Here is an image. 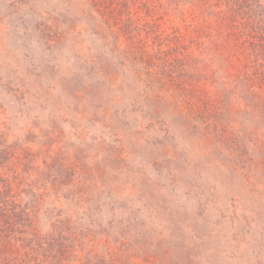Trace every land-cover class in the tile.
<instances>
[{
    "label": "rangeland",
    "instance_id": "1",
    "mask_svg": "<svg viewBox=\"0 0 264 264\" xmlns=\"http://www.w3.org/2000/svg\"><path fill=\"white\" fill-rule=\"evenodd\" d=\"M235 1L0 0V176L45 192L41 264H264V106L198 44Z\"/></svg>",
    "mask_w": 264,
    "mask_h": 264
},
{
    "label": "trees",
    "instance_id": "2",
    "mask_svg": "<svg viewBox=\"0 0 264 264\" xmlns=\"http://www.w3.org/2000/svg\"><path fill=\"white\" fill-rule=\"evenodd\" d=\"M89 1L106 22L112 20V25L115 24L117 16H115L114 4L116 0ZM133 1L138 3V0ZM143 4L145 5L146 2ZM213 16L215 18L211 20L212 24L202 26L198 32V44H200V36L204 35L209 37L210 43H218L219 50L211 60L219 62L223 76L227 83L229 82L228 86L233 83L236 86L237 84L244 85L242 87L244 94L240 99L244 104L245 100L247 101L246 107L251 105L258 107L260 103L264 106V72L258 71L264 65L262 63L264 62L262 61L264 60V0H236L229 8L215 12ZM118 17L122 19L120 16ZM128 24L130 26L132 21ZM109 25L111 26V24ZM207 30L210 33L206 34ZM190 61L191 57L186 54L184 64L181 63L183 66L175 69L181 75V78L178 79V90L187 97L192 96L195 91H200V87L196 86L199 67L193 69L190 66ZM209 66L210 63L199 69L203 68L206 72ZM169 76H171V80L177 81L173 72H170ZM259 115H261L260 112L256 114V116ZM7 148L9 147L5 148L6 154H8L7 158L12 159L15 151H11V149L7 151ZM37 191V188L33 190L30 200L23 201L22 194L25 191L14 186L8 178L0 176V264H41L49 259L46 251L51 249L50 246L56 247L57 239L39 237L36 219L40 207L43 205L42 196L45 195V192ZM57 222L61 224L60 220ZM52 228L57 231L54 225ZM60 238L65 240L63 236ZM8 242H10L9 246ZM16 242H20L22 245L21 249H24L22 252L13 247ZM64 251L60 254L62 255ZM56 252L58 251L56 250ZM50 257H55V255ZM62 260H65L63 256L58 259V261ZM65 261L70 263L68 260Z\"/></svg>",
    "mask_w": 264,
    "mask_h": 264
}]
</instances>
